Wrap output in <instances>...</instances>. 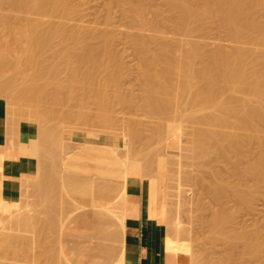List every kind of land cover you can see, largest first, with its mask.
Here are the masks:
<instances>
[{"label": "bare ground", "instance_id": "1", "mask_svg": "<svg viewBox=\"0 0 264 264\" xmlns=\"http://www.w3.org/2000/svg\"><path fill=\"white\" fill-rule=\"evenodd\" d=\"M9 1H10V5L12 9L14 10L13 12H17L21 14L23 13L25 15L23 18V22L19 23V25H16V26H14V24L12 25L8 23L9 20L8 21L4 20L0 23V99H4L6 102L5 104L6 105L5 106L6 108L5 122L7 121L6 141L12 144L18 138V135L20 132L22 131L31 132L33 133L35 137V140L31 141V145H32L31 148L35 150L36 157L38 156L39 151L43 150L46 146L47 137H50V136L53 137L52 133L51 135L49 134L50 136L49 135L47 136V134H48V131L50 130L49 126L52 120L54 119V115L57 114V111H55L53 107L47 108V106H50V105H47L46 107L44 106L46 105V103L44 102L46 101V99L47 100L50 99L52 104H55V103L60 104V108L62 109H61V112H58V114L62 113L61 117L63 118L64 122L68 121L67 124H69L70 121H73V122L75 121L76 123L78 121V124L81 123L83 125L85 122L88 123V121H90L91 125L84 124L85 126L83 125L84 128L82 129L80 128L81 124L79 126L78 124H75V126L77 125L79 129L73 128L74 126H71V129H70L69 128L70 126H69L68 128L70 130H73V132L70 133L71 138L74 137L75 140L80 138L81 134L78 132H74V131H77V129L79 131L81 129L82 132L84 131L83 134L89 139L91 138L92 139H95V138L102 139L101 135L103 134L100 135L99 131L103 130V128L101 127V130H100L99 127L106 126V128L112 129L111 127L114 124V120H113L114 118H112V111L110 108L111 107L110 105H112L111 103H113L114 100L116 99L119 104H122L124 106H131L133 104V100L129 98V96L127 97L121 92L120 79H121L122 73H121V69L119 66H116L115 68L113 67L114 68L113 71L111 70L112 72L106 77L107 79H105V82H102L101 80L102 83H100L99 80H97V77L94 75V71L91 70V69L95 70V68H97L98 66H103V65H105V68H107L106 66L109 65L110 61L108 62L107 61L108 59L105 61V59L106 57H108L107 54H109V49L107 50L106 47H102V48L100 47L96 48V46L94 48L92 46L90 47L89 46L90 44H87L89 41L85 37L82 36L84 34V32L81 33L80 31L82 27H80L81 29L74 28L66 32L65 28L60 24L58 25L55 24V26L51 25L49 26V28H47L48 26L46 27V25L41 23V25H44L46 27V28L44 27L43 29H41L42 26L40 25L39 23L40 21L38 19L36 20L26 15V14H31V13H37V14H43L44 16H49L48 13L52 14L54 12L55 13L59 12L58 14H60L61 16H66L69 14L68 13L69 0H9ZM165 1L169 6V9H170L169 13L170 12L171 14L173 13V15L170 14V16L173 17L171 20L174 21V27L176 28L178 32L182 34H184L185 32H190L189 25L191 22L201 23L202 21L203 22L206 21V19L215 17V18H219V20L222 22L224 27L231 33V36H233V38L235 39V42L240 43L241 41L248 40L250 44H253L256 47L264 46V32H262L259 22L257 21L256 18H254V16L251 13L252 9H254L258 4L261 3L260 0H257V1L255 0H204V2H201V4L199 3L196 7L190 6L188 0H165ZM129 2L130 0H122V3H125L126 5L128 4L130 6L128 8H129V13L131 15L128 13V11H126V13L130 15L129 17L131 20L130 22L132 23L131 29L136 28V27L141 29V31L142 30L152 31V29H155L156 27L154 26V23H152L151 20L148 19L149 16H147L148 13L146 12V8H144V6L140 4L131 5L129 4ZM161 12L162 11L160 10L158 11V13H161ZM166 12L168 13V11ZM84 28L85 27H83V29ZM159 33H162V32L159 31ZM59 34L64 39L65 48H67L63 51V55L66 56V58L62 57L64 60L66 59V63L61 62V61L60 62L66 65L68 64V66L70 67L69 70L71 71V72L68 71L71 74H68L63 81L59 79L58 77L59 75L58 76L55 75L56 73L55 70H58V68L55 65L48 66L49 69H50V66L55 68V70L52 69L54 70L55 73H53L52 76L50 74H49L50 76H45L46 72H45V75H44V72L43 74L41 72L43 70H39L40 73L38 72V69L40 68V65H42L43 60H40L41 64L40 62L39 64L37 62L39 58L44 57L43 59H45V56L41 57V55L44 53L43 48L47 46L48 44H50L56 38L57 35H58L57 37H59ZM162 36L163 34L161 35L159 34V36L156 35L150 38L152 44L154 43V45L158 46V52H155V51L153 52L149 48L150 41L148 40L150 39H145L146 38L145 36L140 35V34L139 35L134 34L133 36H130V42L133 43L134 46H138L142 48V51L144 53L142 55L143 57L141 56V61H139L141 63V71H139L140 72L139 78H141V90H140L141 97H142L141 102L143 103V105L142 104L141 105L142 107H144L149 117L153 119L151 121L152 123H155V121H158V123L161 122L164 125H160L161 123L159 125L165 128L164 130L159 132L160 133L159 135H157V133L160 129L158 131L157 130L155 131L156 135H154L155 132L153 134V137L157 136L155 138L154 144L158 146L160 150V154H158V157L162 159V162H159L157 164L158 169L165 170L166 168L167 175H170V174L172 175L175 173V176L176 174L178 176V174H181V173H178L180 171L179 169L184 164H188V162L189 164H191L190 162H192V159H194V157L198 154V152L209 156L211 149L214 150L213 148L215 147V150H216V146H218L220 148V149H217L218 154L222 151L220 154L222 155V153H224L223 151H225L224 153V156H225L227 152H230L229 150L225 148L232 144L231 143L232 140L234 141V142L232 141L234 145L233 144H232L233 146L231 145V147H234V150L232 151L235 152V149H236V153H240L239 156H237V158L238 157L241 158L240 160L244 159L243 153L239 151L238 147L242 148L246 144V143H243L245 138L246 139L249 138L246 132L248 131L253 132L256 130L258 131V128H264V53L263 55H260L261 54L260 53L258 57L255 56L252 59L250 56V52L253 50L250 48L245 49L243 47L242 48L236 47L234 50H231V51L229 50L225 51L223 50V48H218L217 50H215L213 54H211L209 58H205L204 54L202 53L201 49L198 48V46L195 45V46H191L190 48H184L183 46L188 44L189 43L188 41H185L184 39H179V40L174 39L175 41L174 40L166 41L164 40ZM83 38H85L87 42ZM11 41L13 44L17 45L18 49L12 46ZM71 45L75 46L73 47L75 49L79 46L82 47L80 48L81 52L79 53V55L78 56L75 55L76 58L75 56H73L74 59H72L73 58L72 52L73 54L75 52L74 51L71 52L73 48L69 49V46ZM99 52H103L102 55L104 56L106 54L105 58H103L101 55L103 60H100V59L98 60L97 57H99ZM85 62L86 63L90 62L91 67L89 63L87 64L90 67L89 70L91 71H89L88 69L87 70L85 69V71L82 72V69L84 70L83 65H85ZM197 62L201 66L199 65L198 69H195L197 67V66L195 67ZM46 65L48 64H45V66L43 64L44 68L47 71ZM62 65L60 64V66ZM67 67L65 66L64 68H67ZM60 69L61 68H59V70ZM250 69H253L252 71L255 72L254 76L257 77L256 78L257 80L256 82L253 81L255 82L256 86H254L253 84L254 87H252L250 86L251 83L249 84V88H248L249 91H248L247 81L249 80L248 70L250 72ZM57 72H60V71H57ZM252 77H249V78H252ZM252 80H249V82ZM197 83L200 84V88H198L197 91L193 90L194 93L190 95V89L192 88L193 85ZM219 83L222 84L221 88L219 87L220 86ZM21 85H24V86L20 88ZM50 86L54 88L55 90L54 89L51 90L52 88H50L51 91H49L48 89ZM197 87H199L198 84H197ZM197 87L195 86V88ZM109 88L114 89V91H112L114 93L112 97L115 98L113 102L112 100H110V97L107 96ZM230 91L231 93L233 94L237 93L240 96L236 95L234 97L233 95H231L233 96L231 97L227 94V92L229 93ZM185 94H189L187 95L186 99L184 98L186 97L184 96ZM225 95H226V98H225ZM227 95L230 98L227 97ZM72 100H75L79 106L78 107L77 104L74 103L77 106V108H79L77 112H75L70 107V101ZM90 106H95L96 110L98 111L94 115V117L90 116L89 114ZM64 107H67V108H64ZM196 108L198 109V113L200 111H205V110L206 111L208 110V113L205 112L206 114L205 115L203 114L201 116L189 115L193 117V119L190 120V117L188 118L187 115L188 113L190 114V112L194 113ZM183 112L184 113L187 112V113L183 115ZM185 115L187 116L186 117V119H188L187 121L192 123L194 127L193 126L189 127L188 125H187L188 127L186 126L185 124L186 122H183L184 121L183 118H185ZM61 117H60V122H62ZM90 118L94 120L93 121L94 123L92 122ZM96 122H97V125L98 123H100L99 127L97 125H96L97 127L92 126V123L95 124ZM59 125L61 124H58V126ZM86 125H87V128L90 126V129L88 128L90 131L92 128H94V130H92V133L93 131L98 129V133L100 137L98 136L94 137L86 133V132H89L88 129L87 131L85 130ZM202 125H205L208 128L203 127ZM222 126H226L225 128L229 127L231 129V134H227L228 132L226 130L225 131L223 130L226 134L222 132L223 133L222 135L221 133L220 134L218 133L217 128H215L216 131L213 128V127H222ZM201 127L207 128V129L206 130L201 129ZM106 128H104L105 130L104 132L107 137ZM211 128H213V130ZM179 132L181 135L182 134L183 135L177 137L175 134ZM59 133H60L59 141L64 144L63 142L64 140L61 137V133H62L61 129H60V132L58 131V134ZM96 133L97 132H95L94 134ZM136 134L137 133H135V136ZM150 135L152 137V134ZM103 139L105 138L103 137ZM226 140H228V142L230 141L231 144L226 146L225 145L226 143L224 142ZM103 141L107 142L105 140ZM151 141H153V139ZM68 142H71V141H68ZM51 143H53V141ZM222 143L224 144L225 147L222 145ZM241 143H243L244 145L242 144L243 146H241ZM107 144H108L107 146H109L110 149H112L111 150L112 153L110 152L108 153L104 149L99 150V153H101V157H102L101 160L104 161V160H109V158H111V163L109 165L120 166V168L122 169V175L119 177V181L116 182L112 190L108 189L107 185H103L100 188L95 189V187L97 186L95 179H92L91 178L92 176H86L85 174L87 173L89 174L90 171L88 170V168L87 169L83 168L80 171V174L84 176L83 180L85 179L88 180V183H87L88 185H86L88 189L87 195L89 196L88 203L78 205L73 200H70L67 197L66 192L64 191V187L60 183L58 191H60L61 193L59 192L58 195L62 194L65 199V202H67V204L63 202L64 204L62 206L63 208L62 210L68 211L66 210L67 209L66 207H65L66 209H64V205L66 204V206L68 205L67 207L69 208V211H68L69 213L67 212H66L67 214L64 213L60 209V204H62V202L61 203L58 202L56 204V208L54 206L52 209V212L48 214H44L43 218H40V214L38 213V210L35 209L34 211L28 212L25 215V217L22 219H18V218L14 219L13 225L7 230V232L3 233V240H2V244L0 245V252L2 254L5 252L7 253L9 251H13V246H14L13 244L19 240H22L25 244V247L27 248L29 246H32L36 242H40L42 236L49 229L58 230L59 229L58 226H60V224L65 219V217H67L68 214L73 216L76 213H79L80 211H82L84 208H90V209L95 208L98 211L97 212L98 217H101V218L105 217L107 219H111L112 221L116 222L117 226L120 229L123 227L124 204L125 203L123 204V202L121 201V197L124 196L123 199L125 198V181H126L127 175L129 174H139V175L141 174L142 176L141 172L143 170L141 169V165H139L140 166L139 169L141 171L133 170L134 168L132 169L130 165L134 167L136 166V164H139V162L142 164V162L139 159L141 158L140 157L141 154H144V153L141 151V154H140L138 150H132L129 156L123 162L118 163L116 161V158H117V155L121 151V147L113 148V146L111 147L109 143ZM71 145L70 147H72L74 144L72 146ZM82 145L84 147H88L87 145H84V144ZM73 147H72V150L74 149ZM149 147H151L150 143H149ZM49 148H47L46 151ZM155 149L156 147H154V150ZM22 150L23 152H27V150L29 149L27 147H24ZM157 150L158 149H156L153 152L151 151V152L154 153V152H157ZM159 150H158V153H159ZM60 151L64 152L65 150L64 151L60 150ZM68 151L66 150L65 152H68ZM60 153L61 152H59V154ZM149 153L150 152L148 151V154H146L147 155L146 157H148L151 154ZM59 154L57 153L58 156ZM154 154L157 155V153H154ZM68 155L69 154H67L66 157ZM82 155H79L80 160L78 162L84 161L82 159L84 155L83 156ZM216 155L212 154V156H216ZM240 155L242 156L240 157ZM38 157H40V154ZM38 157H37V160H38ZM216 157H220V156H216ZM47 158L49 157L47 156ZM49 159H47L48 161L44 160L48 162L47 165H49L50 162L52 164V160L50 159L51 160L50 161ZM57 159L59 158L57 157ZM206 159L208 160L209 158H206ZM44 161L40 162L39 164L37 163L38 165L36 164L37 171L33 179L24 180L22 182L21 180H19L21 184L20 191H23V190L27 192L31 191L37 195L38 194L45 195V196L48 195V197L51 196L49 194L54 188L53 185H56L59 182V181L55 182L57 181V179L59 180V177L56 178L54 176V173L50 174V176L53 175V177L56 178V180L54 179L55 181L53 180L56 184L52 185L51 180L53 179V177H51V180H49V177H50L49 173L50 171L53 170V167H52V170L50 169L48 170L47 165L43 163ZM59 161L63 163L64 159H62L61 161V158H60ZM238 161L239 160H236L234 162L236 164V166L234 164L235 167L233 168V170L235 169L234 170L235 175L236 174L238 176L243 175V177L244 176L247 177V175H251L257 181L264 178V164L258 165L257 163H255L254 165H251L250 167L246 169L242 167L245 169L243 170L244 172H242L241 171L242 168L240 170L241 164ZM54 162L55 161L53 159V163ZM95 162L97 163L100 161H98V159H95ZM193 162L195 163V161ZM237 162L239 163L238 165H237ZM62 163H60L61 166H62ZM150 163L151 162L149 161V164ZM1 164H2V157L0 156V168H1ZM58 168L56 167V169ZM59 172H60V169L58 170V176H59ZM107 173H110V172L107 171ZM178 177H181V176H178ZM161 178L162 177H160V179ZM173 178H175L176 180L177 177H173ZM215 178H218V174L215 175ZM11 179L13 180V177ZM176 181L178 185H180L178 182V179ZM176 181L172 180L171 183L169 182L168 184L169 187L167 189L168 190L170 189V191L165 189V192L167 193L168 191L169 197L171 198H175L174 195L179 189V188L176 189L177 187ZM181 181H182V177H181ZM160 183L161 181L159 182V184ZM51 185L53 187L52 190H51ZM223 185H226V184L223 183L221 186H218L215 188L214 193H213L215 198L219 199L223 195V192L226 191L225 186ZM77 186L78 184L75 185V188ZM157 187L158 186L156 185V188ZM1 189L2 188H0V191ZM236 193L237 194H235L236 195L235 200L236 198L240 199V196H241L240 194H245L244 196L245 199L248 198L246 195L248 194L247 192L246 193L236 192ZM113 195L114 197L111 198ZM162 195H164V193ZM1 196L2 195L0 193V197ZM98 198L100 201H97ZM241 198H243V196ZM64 199L62 200L64 201ZM58 200H61V199L59 198ZM152 200H156V192L153 193ZM240 200L244 201V199H240ZM240 200H237V201H240ZM1 202H2L1 203L2 205L3 204H6L7 206L11 205L10 200L4 197L2 198ZM171 202H173V200ZM60 210L62 211L61 213H60ZM162 210H163L164 224L166 226V235L164 237L166 240L170 241L169 243H165L166 250L169 253L170 262H173V263L175 262L176 264L177 260L175 259V256H170V250H171L170 246H172L173 244H172V239H171L172 235L168 231H170L169 228H171L172 231H174L173 229H175L176 231V228H177V225L179 224L178 222L180 219V218L178 219L177 217L180 214L179 209L176 211V208L175 209L170 208L169 211L171 213L176 215V212H178L179 214L177 213V216L173 215L172 217H169V218L165 217V213L167 211L166 206L163 207ZM220 215L221 217L223 216V214H220ZM220 215L218 218L214 216L217 219L210 223L211 226L215 228V230L216 229L220 230L222 228L221 227L222 225L225 226L226 222L225 220L223 221V218H227V215L226 217L223 216L222 219L220 218ZM71 216H69L68 219ZM66 221L67 220H65V222ZM40 223H41V226L37 227V225ZM177 230H178L177 231L178 233L176 234L177 239L181 242H186L188 238L185 237L186 238V241H185V238L183 237V235L180 234L182 233L179 231L180 229H177ZM219 232L221 233V231ZM239 238L240 236L237 239L239 240ZM54 240L57 242L56 237ZM56 242L54 243L56 244V247H57ZM59 243H60V240L58 238V245ZM183 244L186 245V243H183ZM180 247L184 248L185 246L182 245V246H179V248ZM57 248H59L58 257L60 258L63 255H61L62 253L60 254L61 252L60 246H58ZM58 252H57V255H58ZM55 254H56V251H55ZM58 257L57 259H59ZM63 259L66 264H72L71 261L67 259L66 257H64ZM54 260L52 259V261ZM60 260H58L59 261L58 263L63 264V262L62 261L60 262ZM0 264H8V263L0 259ZM111 264H123L122 250L120 251V253L117 255V257Z\"/></svg>", "mask_w": 264, "mask_h": 264}, {"label": "rangeland", "instance_id": "2", "mask_svg": "<svg viewBox=\"0 0 264 264\" xmlns=\"http://www.w3.org/2000/svg\"><path fill=\"white\" fill-rule=\"evenodd\" d=\"M255 1H257V0H255ZM188 2H189L190 6L196 7L199 3L201 4V2H204V0H188ZM260 2H261L260 3L261 5L258 4L254 9H252L251 13L254 16V18H256L257 21L259 22V25H260L262 32H264L263 31L264 30V0L263 1L260 0ZM68 4H69V11H68L69 14L66 16H61L60 14H58L59 12L58 13L54 12L52 14L48 13L49 16H44L43 14H37V13H31V14H26V15H28L30 18H33L36 20L38 19L40 21L39 22L40 25H41V23H43L44 25H46V27L48 26L47 28H49V26H51V25L55 26V24H57V25L60 24L65 28L66 32H68L71 29L82 27V29L80 28L81 29L80 31H81V33L84 32V34L82 36L85 37L89 41L87 44H90L89 45L90 47L91 46L93 48L95 46H96V48L106 47L107 50L109 49V54H107V55L109 58L111 57L110 58L111 60L108 57H106V54H105V56L102 55L103 52H99V57L96 56L98 58V60L99 59L103 60L102 57L103 58L106 57L105 61L107 59H108L107 60L108 62L110 61L109 65L106 66L107 68H105V65H103L104 68H103V66H98L97 68H95V70L94 69H91V70L94 71V75L97 77V80H99V82L102 83V82H105V79H107L106 77L113 71V69L116 66H119L121 69V73H122V76L120 79L121 92L125 96H127V97L129 96V98H131L133 100V104L131 106H124L122 104H119L117 102V100L114 97H112L114 94L112 91H114V89L109 88L107 96L110 97V100H112V102L115 99L114 102L111 103L112 105H110L111 106L110 108L112 111V118H114L113 119L114 124L111 127L112 129L106 128V126L105 127L100 126L99 125L100 123H98V125H97L98 121L95 124H93L94 120H92V118L98 112L96 110L95 106L89 107L90 108L89 114H90V116H93L90 119L93 122L92 123L93 127H95L97 125L98 127L100 126L99 127L100 130H101V127L103 128V130H101L103 133L101 131H99V132H100V135L101 134L104 135V136L101 135V138L103 139V137H104L105 139H103V140H105L107 142H104L102 139H100L102 143H104L105 145H108L107 143H109V145L111 147L113 146V148L121 147V151L117 155V158H116V161L118 163L123 162L129 156V154L131 153L132 150H138V152H140V154H141V151L144 153V154H141V156H140L141 158L139 159L142 162V164L139 162V164H136V166H134V167L130 165V167L132 169L134 168L133 170H140L139 165H141V169L143 170L141 173L145 172L144 171L145 169L148 170L149 168L154 167L157 162H162V159L158 157V154H160V150H159L158 146L156 144H154L155 138L157 136L153 137V134L156 130L158 131L160 129L157 133V135H159L160 134L159 132H161L165 128H163V126H160V125H164L161 122L158 123V121L154 120L155 123L156 122L157 123L156 124L152 123L151 121L153 119L151 117H149V115L146 113V110L144 109V107H142L143 103L141 102L142 97H141V91H140L141 90V78H139L140 77L139 71H141V63L139 61H141V56L144 53L142 51V48H140L138 46H134L133 43L130 42V36H133L134 34L135 35L140 34V35L145 36L146 37L145 39H150L153 36H156V35L159 36V34L160 35L163 34L162 37L166 41H170V40H174V39L175 40L184 39L185 41L189 42L188 44L183 46L184 48H190L191 46L196 45V46H198V48L201 49L205 58H209L211 56V54H213L215 52V50H217L218 48H223V50H225V51L234 50L236 47H241V48L243 47L245 49L250 48L253 50L250 52V56L252 59L255 56L258 57L260 53H261L260 55H263V53H264V46L256 47L255 45L250 44L248 40L241 41L240 43L235 42V39L233 38V36H231V33L224 27V25L219 20V18H215V17H211L209 19H206V21H204V22L202 21L203 23L202 22L201 23L191 22L189 25L190 32H185V33L183 32L184 34L178 32L176 30V28L174 27V21L171 20L173 17L170 16L171 12L169 13L170 9H169V6L165 0H130V2H129V4H131V5L132 4H134V5L140 4V5L144 6V8H146V12L148 13L147 16H149L148 19L151 20V22L154 23V26L156 27L155 29H152V31H150V30H146V31L142 30L141 31V29H139L137 27L131 29L132 23L130 22L131 20L129 18L131 14L129 13V8H128L130 6L128 4L126 5L125 3H122V0H69ZM159 10L162 11L163 13L162 12L158 13ZM13 11L14 10L12 9V7L10 5V1L9 0H2L0 3V23L4 20H7V21L9 20L8 23H10L12 25L14 24V26H16V25H19V23L23 22V18H24L25 14L13 12ZM126 11H128V13L130 15L128 13H126ZM166 11H168L169 14ZM125 14H127V15H125ZM158 14H160V15H158ZM171 15H173V13ZM169 18L171 21L169 20ZM44 25H41L42 26L41 29H43L45 27ZM83 27H85L84 28L85 31H84ZM156 29H157V31L159 30L162 33H159V31L157 32ZM57 36L50 44H48L47 46H45L43 48L44 53L41 55V57L45 56V59H43L44 58L43 57V58H39V60H37L38 64H39V62L41 64L40 60H43L42 65H40V68H42V69L39 68L38 72H39V70H43V71H41L42 74L44 72V75H45V72H46L45 76H50V75L52 76L53 73H55L54 72L55 68H53L52 66L55 65L58 68V70H55L57 73V74L55 73V75L56 76L59 75L58 76L59 79L61 81H63L68 74H71L70 73L71 71L69 70L70 67L68 66V64L67 65L64 64V63H66V59L64 60L62 58V57L66 58V56L63 55V51L65 49H67V48H65L64 39L60 36V34H59V37H57ZM85 38H83V39H85ZM87 40H86V42H87ZM148 41H150L149 48L153 52L154 51L158 52V46L154 45V43L152 44L151 39ZM11 44L13 47L17 48V45L13 44L12 41H11ZM73 47H75V46L71 45V46H69V49L73 48ZM80 48H82V47L79 46L76 49L73 48L71 50V52L72 51L75 52L74 54L72 52V57L75 55L76 56L79 55V53L81 52ZM101 55H102V57H101ZM76 56H75V58H76ZM61 58H62V60H61ZM72 59H74V57ZM45 61H46V63H45ZM60 61L64 62V63H61ZM111 62H112V64H111ZM87 63H89V65H90V62H87ZM87 63L85 62V65H83L84 70L82 69V72H84L85 69L89 70V68L91 67V65L89 67ZM197 63L195 65V67L197 66L195 69H198V67L200 65L199 63L198 64ZM43 64H44V66H45V64H48V65H46L47 71L44 68ZM60 64L61 65L63 64V65L60 66ZM49 65H52V66H50V69L48 67ZM64 65L66 67L68 66L69 68L68 67L64 68L65 67ZM59 68H61V69L59 70ZM52 69H54V70H52ZM49 70H51V71H49ZM91 70H89V71H91ZM252 70L253 69H250V72L248 70V73H249L248 79L249 80L253 79V80L250 82H249V80L247 81V85H248L247 90L249 88L250 83L252 84V85L250 84V86H252V87L256 86L255 82L257 80L256 79L257 77L254 76L255 72ZM57 71H60V72H57ZM68 71H70V72H68ZM251 71L253 72V74ZM249 77H252V78H249ZM101 80H102V82H101ZM253 81H255V82H253ZM199 83H201V82H199ZM199 83H197L199 87H197V84L192 86V88L190 89V95L194 93L193 90L197 91V89L200 88ZM219 84H220L219 87L221 88L222 84L221 83H219ZM253 84H254V86H253ZM23 86L24 85H21L20 88H22ZM195 86L197 88H195ZM50 88H52V87L51 86L49 87V89H48L49 91L54 89V88H52L50 90ZM193 88H195V89H193ZM227 94L229 96L233 95L234 97L236 95L237 96L239 95L237 93L233 94V93H231V91L229 93L227 92ZM187 95H189V94L184 95V96H186V97H184L185 99L187 98ZM228 95H227V97H229ZM233 96H231V97H233ZM111 98H113V99H111ZM225 98H226V95H225ZM75 99H76V97H75ZM0 101L4 105V112H5L6 102L4 99H0ZM46 101H44L46 103V105H44V106L46 107L47 105H50V106H47V108L53 107V109L55 111H57V114L54 115V119L52 120V122L49 126L50 130L48 131V134H47V136H48L49 134L51 135V133H52L53 137H51L49 135L50 137H47V142H46L45 148L43 150L39 151L38 156L40 154V157L37 156L38 161H39L38 164L40 162L50 158L52 160L53 165L51 164V162L49 163V165H47L48 160L44 161L43 163L47 165L48 170L49 169L52 170V167H53L54 171L52 170V171H50V173L48 172L49 176H50V174L54 173V176L56 178H58L59 177L58 176V170L60 169L59 166H61L60 163H62L59 161V159L61 158V161H62V159H65L64 157H66V155L69 154V151L71 152L72 147L74 145L75 146L73 148H75L78 144H79V146L82 145V144L77 142V140L79 138L77 140H75V138L74 137L71 138V135H70V133L73 132V130H70L71 126H74L73 128H78V126L81 123L79 122L80 124H78V121H77V123L75 121L74 122L70 121V123L67 124L68 121L64 122L63 118L61 117L62 113L58 114V112H61V109H62V108H60V104H56V103L52 104L50 99H48V100L46 99ZM74 103L77 104L75 100L70 101V107L75 112H77L79 109V108H77L78 104L76 106ZM64 108H67V107H64ZM196 109H195L196 113L194 112L195 114L191 113V112H190V114L188 113L187 116H188V118L190 117V120L193 119V117H191L193 115L194 116H201L203 114L205 115L206 113H208V110L207 111L206 110L200 111L198 113V109H197V111H196ZM186 113L183 112V115ZM189 115H191V116H189ZM59 116L62 118L61 119L62 122H60ZM187 116L185 115V118H183L184 119L183 122H186L185 123L186 126L187 125L189 127L193 126L192 123L187 121L188 120V119H186ZM194 118H196V117H194ZM185 119H186V121H185ZM57 123L61 124V125L58 126ZM62 123H63V125H62ZM88 123L85 122L84 124L91 125L90 121H88ZM54 124H55V126H54ZM75 124H78V126L77 125L75 126ZM153 124H155L156 126ZM83 125L82 124L80 125L81 129L84 128L85 125L84 126ZM87 125L85 127L86 131L88 128L90 129V126L87 128ZM202 126L207 127L205 125H202ZM59 127H60L61 132H62L61 137L64 140L63 141L64 144L59 141L60 140V133L58 134V131L60 132ZM157 127H158V129H157ZM203 127H201V129L206 130L208 128V127L207 128H203ZM225 127L226 126L213 127V128L215 131H216L215 128H217V131L219 134L221 133L223 135L222 132H224L225 130L228 132L227 134H231V129L229 127H227V128H225ZM51 128H52V130H51ZM104 128L107 129L106 130L107 137L105 135ZM213 128H211V129L213 130ZM223 128H225V129H223ZM78 129H77V131H74V132H78L81 135H84L83 134L84 131L82 132L81 129L78 131ZM89 129H88L89 132H86V133H88L89 135L94 136V137H96V136L100 137V135L98 133V129H96L97 131L96 130L93 131V133H92V130H94V128H92L91 131ZM95 132H97V133L94 134ZM135 133H137L136 136H135ZM239 133H241V132H239ZM246 133L249 136V138H247V139L245 138V140L243 141V143H246V144L244 145L243 143H241V146H243V145L244 146L242 148L238 147L239 151H241L243 153L244 159L240 160L241 158H239V157L237 158V156H239L240 153H236V149H235V152L232 151V150H234V147H231V145L233 144L234 141L232 140L233 142L231 141V143H232L231 144L230 141L228 142V140H226V141H224L226 144L223 142L226 146L231 144L230 146L225 148V149L230 151V152H227V150H226V152H227L226 154L228 155V153H229L228 156L226 154L224 156L225 151H223L224 153H222V155H220L222 151L218 154L217 149H220V148L218 146H216V150H215V147L213 148L214 150L211 149L209 156L198 152L199 155L197 154L194 157V159H192V162H190L191 164H189V162H188L189 165L184 164L179 169L180 171L178 173H181V174H178V176L182 177V181H181V177H178L177 174L175 176V173L172 175L171 174L167 175L166 168L164 170V177H162L161 179H158V182L161 181V185L164 186V189H167L169 187L168 184H169V182L171 183L172 180L176 181L178 179V182L180 184V185H178V183L176 181L177 187L176 186L175 187H176V189H178V188L179 189H178V191L176 190L177 192L174 195L175 198L169 197L168 191H170V189L169 190L167 189L168 191L166 193V197H167L166 200H168L170 198L171 201L173 200V202H171L169 199L168 201H166L167 204L164 205V207L166 206V210H167L165 213L166 218H169V217H172L173 215H175L169 211L170 208H172V209L176 208V211L179 209V213H180L179 214L178 212H176V215H175V216H177V213H178L179 216H177V217H178V219L180 218L179 222H178L179 224L177 225V228H176V231H175V229H173L175 232L172 231L171 228H169V229L173 233L168 231L173 236V237L171 236L173 245L170 246V248H171L170 256H175V259L177 260V261L175 260L177 262L176 264H264V178L257 181L251 175H247V177H245V176L243 177V175H240V174H239L240 176H238L237 174L235 175V173H234L235 169L233 170V168L236 166V164L234 163L236 160H239L238 162L241 164L240 170L242 167H244L246 169V168L250 167L251 165H254L255 163H257L258 165L264 164V128H258V131L257 130L253 131V132L248 131ZM54 134H55V136H54ZM150 134H152V137ZM224 134H226V133L224 132ZM247 134H246V136H247ZM154 135H156V132ZM175 135L178 137V136H182L183 134L181 135L179 132V133H176ZM152 139H153V141H151ZM52 141H53V143H51ZM68 141H71V142H68ZM68 143H70V144H68ZM149 143H150L151 147H149ZM223 143H222V145L224 146ZM71 144L72 145L74 144V145L72 146ZM70 145L72 147H70ZM153 146L159 150V153H158V150H157V152H154V153H157V155L152 153L153 151L156 150V149L154 150ZM54 147H55V149H54ZM66 147H68V148H66ZM82 147H84V146L82 145ZM47 148H49V149L46 151ZM240 148H241V150H240ZM101 149L102 148H100L99 150H101ZM60 150H63V151L69 150V151L68 152H65V151L62 152ZM148 151L151 153V154L149 153L150 157L149 156L146 157L147 156L146 154H148ZM59 152H61V153L59 154ZM214 152H215V154H214ZM47 153H49V154H47ZM51 153H53V154H51ZM57 153L59 154V156L57 155ZM62 153L64 155L65 154L66 155L64 156ZM216 153H217V155H216ZM212 154L216 155V156H220V157L212 156ZM52 155H54V156H52ZM47 156L49 158H47ZM241 156L242 155H240V157ZM53 157H55V158H53ZM57 157L59 159H57ZM200 157L202 160L200 159ZM205 157L209 158V159L207 160ZM155 158H156V160H155ZM39 159L42 161H40ZM53 159L55 161L54 162L55 164L53 163ZM56 159L58 160V162ZM74 160L79 161L80 160L79 156H76V157L74 156ZM149 161L151 162L150 164H149ZM193 161H195V163ZM238 162H237V165L239 164ZM201 163L203 166L201 165ZM192 164H193V166H192ZM234 164H235V166H234ZM55 166L57 168L58 167L59 168L56 169ZM143 166L145 167V169ZM199 166H201V167H199ZM1 168H2V166H1ZM244 168H242V170H241L242 172H244L243 171V170H245ZM1 170H0V188H1ZM216 172L218 174V178H215V175H217ZM144 176L145 175H142V177H144ZM249 176H251V177H249ZM51 177H53V175L49 177V180H51ZM55 177H53V179L51 180L52 185L56 184L55 182L59 181L58 179H57V181H55L56 180ZM173 177H177L176 180ZM150 179L152 180V182H154L153 177H150ZM173 183H175V182H173ZM223 183L226 184V185H223V186H225L226 191L224 190L225 192H223V195L219 199L215 198L214 194H213L215 188L218 186H221ZM59 184H60V182H58L56 185H53V187L55 189L51 185V190H52V188H53V190L51 191L52 193L50 192L49 195H51V196H49V197H48V195L47 196L39 195V194L37 195L31 191H28V192L24 191V190L20 191L18 197L15 200H10L11 205H9V206H7L6 204L2 205L1 201H2L3 197L2 196L0 197L1 198V200H0V205H1L0 206V245L2 244L3 233L7 232V230L13 225L14 219H16V218L22 219L25 217V215L28 212L34 211L35 209L38 210V213L40 214V218H43L44 214H48V213L52 212V209L54 206L56 208V204L58 202H60V203L62 202V204H60V209L61 210L63 209L62 208L63 204L64 203L67 204V202H65V199H64L62 194L58 195V193L60 192V191H58L59 190ZM236 192H239V193H242V192L246 193L247 192L248 194H246V195L248 198L245 199V197H244L245 194H240L241 195L240 199H244V201H241L239 198L238 199L236 198V200H235V196H236L235 194H237ZM0 193H1V191H0ZM239 193H238V195H239ZM1 195H2V193H1ZM242 196H243V198H241ZM123 197L124 196L121 197V201L124 204L125 198L123 199ZM59 198L61 200H58ZM62 199H64V201ZM237 200H240L241 202L237 201ZM152 203L155 204V200H152ZM172 203H173V205H172ZM66 204L64 205V209L67 208L66 210L69 211V208L67 207L68 205L66 206ZM61 210H60V213L63 211V210L62 211ZM68 211L64 210L63 212L69 213ZM220 212H222V213H220ZM220 214H223L224 217H226V215H227V218H223V216L221 217ZM219 215H220V218L221 219L223 218V221L225 220L226 223H225V226H223V225L221 226L222 230L221 229L215 230V228L212 227L210 223L212 221L216 220L219 217ZM69 216H71V215L68 214L67 217H65V219L62 221L60 226H58L59 232H58V230H55V229H49L42 236L40 242H36L32 246H29L28 248L25 247V244L22 240L16 241L13 244L14 245L13 251H9L7 253L5 252L3 254L0 252V259L2 261L7 262L8 264H59L58 260H60V258H61L60 262L62 261L63 264H66L64 259H63L64 258L63 256H61L60 258L58 257L59 256V252H58L59 248H57V247L59 246L58 245V238L60 236V230L62 229L65 220H68ZM214 216L217 218H215ZM40 226H41V223L37 225V227H40ZM177 229H180L179 231L182 232L180 234L183 235L184 238L185 237L188 238L187 241L185 238L186 242H181L177 239V235H176L178 233ZM219 231H221V233ZM173 234L176 236H174ZM211 235H212V237H211ZM235 236L237 238L240 236L239 240ZM55 237H56L57 242L54 240ZM174 237H175V239H174ZM230 237H232V238H230ZM233 237H235V238H233ZM226 238H227V240H226ZM176 241H178V242H176ZM54 242L57 243V247H56V244ZM169 242L170 241L165 239V243H169ZM234 242H236V243H234ZM174 243L176 246L174 245ZM183 243H186L187 246L184 245ZM182 245L185 247L179 248V246H182ZM188 247H189V249H188ZM254 247H255V249H254ZM55 251H56V254H55ZM60 251H61V248H60ZM57 252H58V255H57ZM61 253H62V251L60 252V254ZM61 255H63V254H61ZM57 257L59 259H57ZM52 259L53 260L55 259V260L52 261ZM60 264H62V263H60Z\"/></svg>", "mask_w": 264, "mask_h": 264}, {"label": "crops", "instance_id": "3", "mask_svg": "<svg viewBox=\"0 0 264 264\" xmlns=\"http://www.w3.org/2000/svg\"><path fill=\"white\" fill-rule=\"evenodd\" d=\"M5 119L4 105L0 101L1 193L4 198L15 200L20 191L19 180L22 182L35 177L38 160L35 150L31 148V141L35 140L33 133L22 131L10 144L6 141ZM77 142L89 147L78 145L71 150L60 167L59 182L64 187L67 197L82 205L89 200L86 186L88 180H83L84 176L80 174L83 168L90 171L89 174H85L86 176L95 179L97 185L95 189L107 185L110 190L119 181L122 169L120 166L109 165L111 158L101 160L99 149L102 148L108 153H112V149L100 139H89L81 135ZM24 147L29 150L23 152ZM79 155L83 156V162L74 160V156ZM95 159L100 162L96 163ZM158 163L148 170L145 169L142 173L145 178L139 174L127 175L124 221L121 229L115 221L98 217L95 208H84L71 216L60 230L59 246L63 256L72 264H111L122 250L123 264H175L170 262L165 245L166 226L162 209L166 204V192L164 186L158 182V179L164 176V170L157 167ZM150 177H153L154 182ZM154 184L158 187L156 188ZM152 192H156L155 204L152 203ZM113 197L114 195L111 198ZM97 201H100L99 198Z\"/></svg>", "mask_w": 264, "mask_h": 264}]
</instances>
